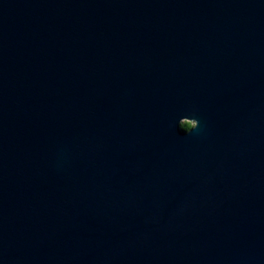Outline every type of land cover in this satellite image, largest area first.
Segmentation results:
<instances>
[{
    "label": "water",
    "instance_id": "obj_1",
    "mask_svg": "<svg viewBox=\"0 0 264 264\" xmlns=\"http://www.w3.org/2000/svg\"><path fill=\"white\" fill-rule=\"evenodd\" d=\"M0 264H264V0H0Z\"/></svg>",
    "mask_w": 264,
    "mask_h": 264
},
{
    "label": "rangeland",
    "instance_id": "obj_2",
    "mask_svg": "<svg viewBox=\"0 0 264 264\" xmlns=\"http://www.w3.org/2000/svg\"><path fill=\"white\" fill-rule=\"evenodd\" d=\"M183 123H189L191 126L194 125V122H192V121H188V120H184V121L182 122V126H183Z\"/></svg>",
    "mask_w": 264,
    "mask_h": 264
},
{
    "label": "trees",
    "instance_id": "obj_3",
    "mask_svg": "<svg viewBox=\"0 0 264 264\" xmlns=\"http://www.w3.org/2000/svg\"><path fill=\"white\" fill-rule=\"evenodd\" d=\"M183 127L189 129L192 126L189 123H183Z\"/></svg>",
    "mask_w": 264,
    "mask_h": 264
}]
</instances>
